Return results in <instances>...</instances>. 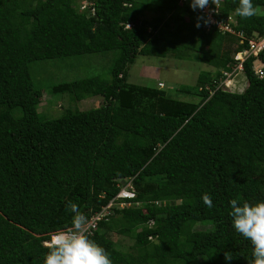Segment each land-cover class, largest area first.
I'll list each match as a JSON object with an SVG mask.
<instances>
[{"label":"trees","instance_id":"obj_1","mask_svg":"<svg viewBox=\"0 0 264 264\" xmlns=\"http://www.w3.org/2000/svg\"><path fill=\"white\" fill-rule=\"evenodd\" d=\"M90 2L94 13L82 11L80 0H0V264H43L49 251L43 242L70 226L67 203L90 219L117 196L118 178L125 176L133 178L136 197L112 208L89 236L112 264H248L252 245L229 213L232 199L264 200V78L255 72L256 58L244 64L243 92L209 96L205 87L214 89L217 75L201 72L194 90L184 87L200 98L197 103L130 83L129 68L138 56L192 60L194 54L198 60L206 55L202 61L215 70L230 71L235 53L264 36V0H253L256 15L247 19L235 13L239 0H219L216 20L232 17L243 38L216 26L207 30L203 21L197 28L202 14L191 0ZM106 53L114 54L110 79L51 88L75 102L102 97L99 107L42 116L33 64ZM257 59L264 66V50ZM114 110L152 116L175 129L146 137L131 168L109 172L98 157L117 137ZM113 233L132 241L130 251Z\"/></svg>","mask_w":264,"mask_h":264},{"label":"rangeland","instance_id":"obj_2","mask_svg":"<svg viewBox=\"0 0 264 264\" xmlns=\"http://www.w3.org/2000/svg\"><path fill=\"white\" fill-rule=\"evenodd\" d=\"M82 1L80 0L81 3ZM259 13H264V9H259ZM153 16L154 14H147L148 19H152ZM192 57V60H177L172 56L166 58L138 56L135 63L129 68V82L164 89L174 99L197 103L200 98L194 92L192 94L185 93L184 87L194 90L201 72H212L215 77L219 76L220 71L202 61L207 58L206 55L200 56V60L197 55L193 54ZM113 58V53H106L33 64L31 71L34 82L38 88L43 90V96L36 99L38 111L45 118L53 119L63 116L68 110L84 111L99 107L103 102L102 97L75 102L71 100L68 93L56 94L51 92V88L59 83L94 76L108 80L111 77L110 68ZM159 84H164V87H160ZM247 85L248 81L245 75L241 74L232 90L243 92ZM112 119L117 137L113 143L106 145V149L102 152L103 155L100 154L98 157V162L103 164L105 170L113 173L131 168L132 159L137 160L140 157L138 148L146 137L175 129V127L172 129L167 127L162 120L135 112L114 110ZM130 178L125 176L119 177L118 180L123 186ZM111 236L124 251H130L133 244L130 239L116 233Z\"/></svg>","mask_w":264,"mask_h":264},{"label":"clouds","instance_id":"obj_3","mask_svg":"<svg viewBox=\"0 0 264 264\" xmlns=\"http://www.w3.org/2000/svg\"><path fill=\"white\" fill-rule=\"evenodd\" d=\"M211 2L217 5L219 0ZM190 6L194 11L199 9L203 12L209 7V0H191ZM235 13L245 19L256 15L253 0H239ZM200 21L205 25L213 23L211 11L206 16L197 17V28L201 26ZM202 200L205 205L212 207L213 202L209 194L204 193ZM230 206L229 214L234 229L252 245L248 264H264V200L250 203L232 199ZM66 208L73 213L70 226L56 230L43 242V247L49 250L43 264H112L106 250L89 238L88 217L71 201L67 203ZM224 259L230 262L233 259L231 253L225 252Z\"/></svg>","mask_w":264,"mask_h":264},{"label":"built area","instance_id":"obj_4","mask_svg":"<svg viewBox=\"0 0 264 264\" xmlns=\"http://www.w3.org/2000/svg\"><path fill=\"white\" fill-rule=\"evenodd\" d=\"M188 1V0H183ZM81 10H90L91 13H94L93 3L90 0H83L81 3ZM219 4H209L208 8H205L203 12H200L202 15H207L211 11V18L214 21L211 24L206 26L207 30H210L213 26H216L222 32H228L231 34H235L239 37H242L240 34L236 33L231 26V23L234 22L232 17H228L226 20L217 21L215 15L219 13L217 8ZM243 38V37H242ZM264 50V36L259 37L257 39H249L248 40V47L241 52L235 53L234 61L235 66L230 70H221L219 72V76H217L212 84L214 85V89L211 88L210 85H206L205 90L209 91V96L214 94V90H225V91H233V87L236 84L239 75L244 74V64L245 62L252 57H255L256 60L254 62V69L256 74L260 78H264V66L262 63L258 61V56L260 52ZM259 65V66H257ZM160 87H164V84H159ZM204 88L200 87L199 90L202 91ZM136 197V190L133 186V178L131 177L130 180L122 186L121 190L117 194V196L102 210L95 213L93 216L90 217L89 220V236L94 235L95 231L99 227L100 223L104 220H107V217L111 214V209L115 207H125L129 204H126L124 200L133 199Z\"/></svg>","mask_w":264,"mask_h":264}]
</instances>
